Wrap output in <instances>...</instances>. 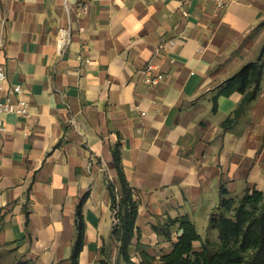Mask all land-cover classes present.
Listing matches in <instances>:
<instances>
[{
    "label": "crops",
    "instance_id": "obj_1",
    "mask_svg": "<svg viewBox=\"0 0 264 264\" xmlns=\"http://www.w3.org/2000/svg\"><path fill=\"white\" fill-rule=\"evenodd\" d=\"M263 45L264 0H0V100L27 106L1 115L0 264H70L78 206L77 264L117 251L112 150L138 202L136 263L138 246L171 250L153 229L168 219L201 237L221 186L264 197V69L253 100L224 93Z\"/></svg>",
    "mask_w": 264,
    "mask_h": 264
},
{
    "label": "trees",
    "instance_id": "obj_2",
    "mask_svg": "<svg viewBox=\"0 0 264 264\" xmlns=\"http://www.w3.org/2000/svg\"><path fill=\"white\" fill-rule=\"evenodd\" d=\"M264 45L258 57L244 64L230 80L229 89L224 93L229 95L234 91L245 93L244 102L256 97L259 91L260 79L264 69ZM252 88L250 91L247 89ZM114 170L116 171L119 189L112 181L107 182L110 193V207L114 213L115 223L110 236L118 243L117 256L114 264H264V197L262 192L246 189L241 197L233 201L223 186L220 187V200L215 210L219 212L216 218L210 219L218 232L219 246L209 250L206 242L201 240L195 226L187 218L168 219L161 227L154 226V231L163 235L171 243V250L156 259L145 252L141 261H132L129 247L138 234L136 219L138 217V202L121 168L119 151L112 150ZM233 206V207H232ZM232 210L231 216L225 211ZM180 233L172 239V228ZM77 235L70 255V264L78 263L84 240V221L78 206L76 214ZM200 242L201 249L196 250L194 244ZM16 264H24L18 262ZM96 264H110L102 258Z\"/></svg>",
    "mask_w": 264,
    "mask_h": 264
},
{
    "label": "built area",
    "instance_id": "obj_3",
    "mask_svg": "<svg viewBox=\"0 0 264 264\" xmlns=\"http://www.w3.org/2000/svg\"><path fill=\"white\" fill-rule=\"evenodd\" d=\"M220 7L222 4L219 5ZM58 39H57V52L61 54L62 52L65 51L67 46L70 44L71 41V34H70V28H62L59 30L58 34ZM160 48V47H159ZM156 69V66L149 62L146 66V68L143 70V73H150ZM6 79V72L3 67H0V85L4 80ZM160 79H162V75L158 74L156 77H154L151 82L152 83H157ZM14 91L16 93H22L23 89L21 86H15ZM3 114H8V115H17V116H24L27 114V106L25 103L19 101L17 103H11L8 99H2L0 100V136L5 131V126L3 124L1 115Z\"/></svg>",
    "mask_w": 264,
    "mask_h": 264
},
{
    "label": "rangeland",
    "instance_id": "obj_4",
    "mask_svg": "<svg viewBox=\"0 0 264 264\" xmlns=\"http://www.w3.org/2000/svg\"><path fill=\"white\" fill-rule=\"evenodd\" d=\"M232 199H233V201H236V199H238V197L232 198ZM218 214H219V212L214 209L213 212L210 215V218H209V224H208L209 227H208V229L206 231H201V233H202L201 240L203 242H206L208 249L211 250V251L216 250L218 248V246H219L218 232H217L214 224L210 222L211 217L212 218L213 217L216 218L218 216ZM225 215L226 216H231L232 215V210L225 211ZM174 228H172V232L174 231ZM170 245H171V243L169 242L167 244V247H163V249H165V251L167 252V250H169V248H170ZM108 247H109V249H108V252H107V259L109 260V263L110 264H114V261H115V258H116V254H117L116 252L117 251H116L115 248H113L111 245H109V243H108ZM163 249H161V251H163ZM195 249L196 250L201 249L200 242H196ZM137 250H140L139 251V254L141 256V254H142L141 253L142 252L141 251L142 250V246H138ZM162 253H165V252H162Z\"/></svg>",
    "mask_w": 264,
    "mask_h": 264
}]
</instances>
